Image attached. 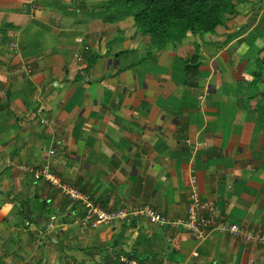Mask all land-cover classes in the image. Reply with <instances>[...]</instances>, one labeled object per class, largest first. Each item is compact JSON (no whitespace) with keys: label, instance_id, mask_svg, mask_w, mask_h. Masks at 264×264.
Listing matches in <instances>:
<instances>
[{"label":"crops","instance_id":"1","mask_svg":"<svg viewBox=\"0 0 264 264\" xmlns=\"http://www.w3.org/2000/svg\"><path fill=\"white\" fill-rule=\"evenodd\" d=\"M103 4L0 0V264H264L261 245L132 214L184 219L195 176L221 218L264 233V0L151 56ZM45 165L130 216L82 226L84 205L30 172Z\"/></svg>","mask_w":264,"mask_h":264},{"label":"trees","instance_id":"2","mask_svg":"<svg viewBox=\"0 0 264 264\" xmlns=\"http://www.w3.org/2000/svg\"><path fill=\"white\" fill-rule=\"evenodd\" d=\"M240 3L241 0H105L98 8V16L111 23L131 18L134 35L141 37V45L151 56L190 34L198 32L207 37L227 31V22L238 15ZM256 66L251 84L258 88L264 82V55Z\"/></svg>","mask_w":264,"mask_h":264},{"label":"built area","instance_id":"3","mask_svg":"<svg viewBox=\"0 0 264 264\" xmlns=\"http://www.w3.org/2000/svg\"><path fill=\"white\" fill-rule=\"evenodd\" d=\"M39 0H27V3L37 7ZM47 124L46 120L41 121ZM30 172L37 178L42 179L57 191L69 197L72 201L80 202L85 207V215L81 219L82 226L89 224L101 225L110 224L115 221L127 219L130 213L126 211H108L97 204L92 197L83 194L75 186L65 182L61 177L50 172L47 165L30 169ZM197 179L192 177V193L190 203L187 207V215L182 220H170L151 205L140 206L132 213L135 216H143L160 227H172L175 230H184L193 234L199 241H204L212 232H221L239 238L248 244H258L264 247V233L260 230L230 223L220 217L216 203L211 199H203L197 190ZM122 264H137L133 259L120 257Z\"/></svg>","mask_w":264,"mask_h":264},{"label":"rangeland","instance_id":"4","mask_svg":"<svg viewBox=\"0 0 264 264\" xmlns=\"http://www.w3.org/2000/svg\"><path fill=\"white\" fill-rule=\"evenodd\" d=\"M105 0H98V2H102V4H103V2H104ZM245 1H248V0H245ZM101 6V5H100ZM102 22H103V26H111V25H113V23H111V22H106V21H104V19H102ZM124 22L126 23V25H127V29L129 30H131V32L132 33H134V31H135V26L133 25V22H132V19L131 18H129V19H127V20H124ZM118 25H119V23H118ZM141 38V37H140ZM138 41V40H137ZM139 42V41H138ZM142 51H143V53L145 52V47H143L142 46Z\"/></svg>","mask_w":264,"mask_h":264}]
</instances>
